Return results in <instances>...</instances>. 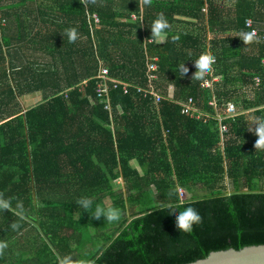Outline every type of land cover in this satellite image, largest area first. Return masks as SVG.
I'll use <instances>...</instances> for the list:
<instances>
[{
  "label": "trees",
  "instance_id": "trees-1",
  "mask_svg": "<svg viewBox=\"0 0 264 264\" xmlns=\"http://www.w3.org/2000/svg\"><path fill=\"white\" fill-rule=\"evenodd\" d=\"M233 1L229 18L230 8L197 0L189 7L199 12L194 30L169 27L163 41H151L144 0H0V197L11 200L0 221L18 224L16 234L30 220L42 229L17 255L33 254L40 264L65 256L90 264H182L264 244V149L240 140L243 116L228 112L233 103L236 113L254 108L264 117L263 28L251 42L239 38L249 32L247 18L264 20V0ZM68 27L78 31L75 42L62 35ZM202 53L216 57L213 88L202 86L208 75L192 79ZM148 63L157 64L155 84L164 95L174 86L172 99L156 105L136 87H119L106 109L96 93L101 65L112 78L148 86ZM247 90L254 99L242 98ZM37 91L42 101L24 108L21 97ZM189 98L209 116L183 113L178 101ZM218 115L227 125L223 140ZM81 196L119 208L120 218L94 219L76 204ZM189 205L201 222L179 232L171 212Z\"/></svg>",
  "mask_w": 264,
  "mask_h": 264
},
{
  "label": "crops",
  "instance_id": "crops-1",
  "mask_svg": "<svg viewBox=\"0 0 264 264\" xmlns=\"http://www.w3.org/2000/svg\"><path fill=\"white\" fill-rule=\"evenodd\" d=\"M196 1L195 0H150V3H148L150 6V12H151L150 20L153 21L159 13H163L168 20L169 27H173V29H176L177 31H186L187 29L194 30L195 29L194 23L197 22V19H198L197 14H199V12H197L196 10H193V8H189V7L194 6L197 3ZM215 1L217 2L218 5H220V6L222 5L226 9H228V8L231 9V13L227 14L226 17L232 18L235 16V5L233 4L234 3L233 0H215ZM209 5L210 4H206L203 6L202 11L204 13L208 12ZM206 7H207V10L204 11L203 9H205ZM256 23L260 27L261 23L264 25V20L256 22ZM167 35H168V32H167ZM210 36H212V34H210ZM150 39H151V41L153 40L152 37ZM22 52H23V54L25 53L24 50ZM169 87H170L169 88V97H171L173 92H174V86L170 85ZM247 91L248 92H246L242 95V98L245 96L248 100L254 99L255 94L252 93V91H249V90H247ZM38 93H41V96H43L41 91L25 94L20 99L21 103L26 98L30 97L32 94H38ZM22 105L24 108H26V107H29L30 104L24 105L22 103ZM32 105H34V104H32ZM254 112H255L254 108H250V109H242L241 111H239V112L237 111V113H235V116L238 113H240V115L242 114L241 116H243V120L241 122L238 121V127H236V129L239 131V128H244V127L246 128L245 134L241 135L240 140L245 142L247 145H255V141L257 139V137H255L254 133L248 130V127L251 125L252 121L256 117ZM240 115L238 114V116H236V117L238 118ZM243 124H244V126H243ZM252 127L254 128L255 125H253ZM39 224H40L39 222L35 223V222H32L30 220L28 222V224L25 225L26 227L21 229L16 234L15 229H13L12 227L9 229V231H5L12 224H10L9 222L0 221V240H3V243H6V245H7V247L0 249L1 256L3 257V259L0 260V264H14L16 256H17V259L23 258V260H26L24 258V256H21L22 254H24L23 252H25V251H23V250L27 246V245H25V242L23 241V237L25 236L27 231L31 232V234H30L31 236L32 235L37 236L40 232H42V229L40 228ZM48 224H49L50 229H56L55 225L53 223H47L46 224L47 227H48ZM16 238H18V239H16ZM16 240H21L22 243L21 244H19L18 242L16 243ZM39 242L41 244V241H39ZM73 246H74V244H73ZM87 249L89 250L90 246H88ZM20 250L23 252L19 253L17 255L16 252H18ZM26 256H28V258L30 260V262H29L30 264H40V262L38 260L33 259V256H34L33 254L32 255L29 254Z\"/></svg>",
  "mask_w": 264,
  "mask_h": 264
},
{
  "label": "clouds",
  "instance_id": "clouds-1",
  "mask_svg": "<svg viewBox=\"0 0 264 264\" xmlns=\"http://www.w3.org/2000/svg\"><path fill=\"white\" fill-rule=\"evenodd\" d=\"M145 3H150V0H144ZM169 28V23L167 18L163 13H159L157 17L153 20L150 29L151 37L163 41L167 32L166 29ZM62 35H66L68 42L72 43L78 39V31L75 27L65 28ZM254 37V32H241L240 40L244 43L251 42ZM175 39V37H173ZM194 61L195 73L192 77L197 80H203L205 75L211 70V66L215 61V57L201 54ZM179 72L181 76H185L189 69L182 64L179 66ZM255 125L253 128L252 126ZM248 130L253 132L257 137L255 141V149H264V117H255L251 125L248 127ZM76 204L79 206V209H83L84 212L91 210V216L94 219L104 218L107 222L117 221L120 218V209L114 206H103L101 204H95L94 200L88 196H81ZM21 205L17 204V208H20ZM11 209V200L8 198L0 197V210H10ZM170 216L175 217V227L179 232L190 233L193 230L195 225H198L201 222L200 213L192 206L183 207L180 210L173 209ZM13 229L19 227L18 224L13 223L11 225ZM7 247L6 243L0 242V249ZM60 264H90V261L87 258H82L79 260H73L70 256H65Z\"/></svg>",
  "mask_w": 264,
  "mask_h": 264
},
{
  "label": "built area",
  "instance_id": "built-area-1",
  "mask_svg": "<svg viewBox=\"0 0 264 264\" xmlns=\"http://www.w3.org/2000/svg\"><path fill=\"white\" fill-rule=\"evenodd\" d=\"M203 10L206 11L207 7ZM94 18L96 22H99V18L96 14L94 15ZM245 26L249 30V32H254L253 38L261 37L260 27L257 25L256 21L253 18H247ZM263 31H264V27H263ZM262 37L264 40V34ZM207 55L213 56L210 53ZM214 63H216V57H215ZM157 68H158L157 64L148 63V71H147L148 86H140V85L136 86L131 82L112 78L110 76L108 68L105 66H101L99 73L96 76V78L99 79L98 85L96 87L97 96L98 98H100L101 101L105 103L106 109L111 110L110 98H109L111 89H118L119 87H121L124 93H128L131 87H136L138 89V92L142 93L143 96L145 97L150 96L154 104L158 105L162 101V99L170 98V97L164 95L158 89V87H156L155 81L158 79V75L156 73ZM262 68H263V73H264V57L262 59ZM206 75L208 76L204 79L202 86L207 87V88H213L214 82L219 80L220 76L215 75V71L213 70V68H211L209 73H207ZM261 81H262L261 77L259 76L255 77V85L258 86L261 83ZM86 82L87 81H84V83ZM178 103L182 105V112L185 114L194 116L196 118H201V117L207 118L209 116V114L202 112L199 108L195 106L193 98H189V100L186 102L178 101ZM210 103L211 105L216 106V101L214 99ZM228 112L231 115H235L236 107L233 103H229ZM217 120L220 123V134L223 140V135L227 131V125L223 124V117L221 115L217 116Z\"/></svg>",
  "mask_w": 264,
  "mask_h": 264
},
{
  "label": "water",
  "instance_id": "water-1",
  "mask_svg": "<svg viewBox=\"0 0 264 264\" xmlns=\"http://www.w3.org/2000/svg\"><path fill=\"white\" fill-rule=\"evenodd\" d=\"M182 264H264V244L215 250L204 258Z\"/></svg>",
  "mask_w": 264,
  "mask_h": 264
},
{
  "label": "rangeland",
  "instance_id": "rangeland-1",
  "mask_svg": "<svg viewBox=\"0 0 264 264\" xmlns=\"http://www.w3.org/2000/svg\"><path fill=\"white\" fill-rule=\"evenodd\" d=\"M263 24L261 23V27L263 28ZM27 47H30L29 48V50L30 49H33L34 48V44H28V45H26L25 44V48H27ZM24 48V47H23ZM29 50H27V52L29 53ZM20 51V50H19ZM30 54V53H29ZM101 66H104V65H101ZM167 96V95H166ZM42 99H43V96H41V93H38V94H32L30 97H28V98H26L24 101H22V103L24 104V105H26V104H30V105H32V104H36V103H38V102H40V101H42ZM167 99H169V98H167ZM170 99H172L171 97H170ZM154 103V102H153ZM29 105V106H30ZM232 116H234V115H232ZM116 183V182H115ZM117 188H119V189H122V187H123V181H122V179H119L118 181H117ZM179 192H180V195H181V197L182 198H185V197H187V194H186V192L183 190V189H180L179 190ZM31 234V232L30 231H27V233L25 234V236L23 237V241L25 242V245H29V241L30 240H32V236L30 235ZM31 244V243H30ZM24 258L26 259V260H28L29 258H28V256H24ZM17 264H18V262H16ZM22 264H30L29 262H23Z\"/></svg>",
  "mask_w": 264,
  "mask_h": 264
}]
</instances>
